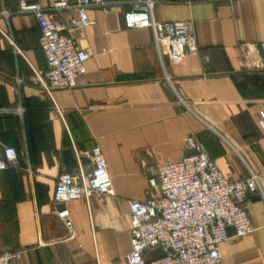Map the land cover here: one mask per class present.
I'll list each match as a JSON object with an SVG mask.
<instances>
[{"label":"crops","instance_id":"1","mask_svg":"<svg viewBox=\"0 0 264 264\" xmlns=\"http://www.w3.org/2000/svg\"><path fill=\"white\" fill-rule=\"evenodd\" d=\"M50 18L68 26L74 1ZM107 12L87 9L91 23L69 30L91 51L86 72L71 89L50 92L35 71L46 67L40 28L17 0H0V151L16 148L17 168L0 171V253L20 250L12 264H125L130 250L128 200H144L159 162L179 160L193 135L228 179L256 173L264 189V53L252 48L256 66L242 67L238 44L264 41V0H155L154 18L192 20L198 50L171 62L150 28H126L125 0H105ZM98 145L112 194L63 204L68 230L55 214L53 191L61 172L78 173ZM70 149L66 161L63 151ZM253 231L220 245L223 264H264V197L245 202ZM161 255L145 252L146 264Z\"/></svg>","mask_w":264,"mask_h":264},{"label":"built area","instance_id":"2","mask_svg":"<svg viewBox=\"0 0 264 264\" xmlns=\"http://www.w3.org/2000/svg\"><path fill=\"white\" fill-rule=\"evenodd\" d=\"M77 16L68 26L47 15L38 2L17 0L16 13L32 14L40 28V49L46 67L35 71L38 83L44 90L71 89L78 77L86 72L91 51L81 48L69 30L91 23L87 9L98 7L107 12L105 0H73ZM235 1V0H228ZM123 13L126 28H150L155 44L166 45L170 60L181 63L187 54L196 52L198 44L192 20L160 21L154 18L155 0H125ZM68 0H56L54 9L66 7ZM1 14L9 16L2 9ZM242 67L256 66L251 59L252 48L264 53V41L239 43ZM21 110L0 107V115ZM264 121V111L258 113ZM184 155L179 160L159 162L153 176L148 178L144 200H128L130 250L125 264H146L145 252L158 249L161 255L149 264H223L220 245L232 232L242 237L253 231V224L245 206L252 194L264 197L259 176L250 172L238 179H228L208 155L205 146L193 135L184 139ZM90 167L84 170L77 157V175L61 172L56 177L53 204L56 216L71 229L69 211L63 204L94 194H112L111 177L105 157L98 145L88 152ZM20 154L13 146L0 151V171L17 168ZM21 257L20 250L0 253V264H12Z\"/></svg>","mask_w":264,"mask_h":264},{"label":"water","instance_id":"3","mask_svg":"<svg viewBox=\"0 0 264 264\" xmlns=\"http://www.w3.org/2000/svg\"><path fill=\"white\" fill-rule=\"evenodd\" d=\"M63 154H64V159H66V161H70L72 159L70 149H65L63 151Z\"/></svg>","mask_w":264,"mask_h":264}]
</instances>
